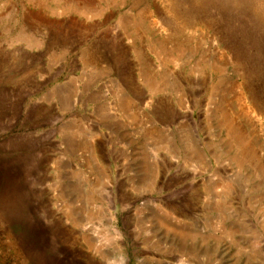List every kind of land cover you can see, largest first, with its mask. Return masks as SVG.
Here are the masks:
<instances>
[{"label": "rangeland", "instance_id": "374dc122", "mask_svg": "<svg viewBox=\"0 0 264 264\" xmlns=\"http://www.w3.org/2000/svg\"><path fill=\"white\" fill-rule=\"evenodd\" d=\"M0 264H264V0H0Z\"/></svg>", "mask_w": 264, "mask_h": 264}, {"label": "bare ground", "instance_id": "6f19581e", "mask_svg": "<svg viewBox=\"0 0 264 264\" xmlns=\"http://www.w3.org/2000/svg\"><path fill=\"white\" fill-rule=\"evenodd\" d=\"M244 144V143H243Z\"/></svg>", "mask_w": 264, "mask_h": 264}]
</instances>
